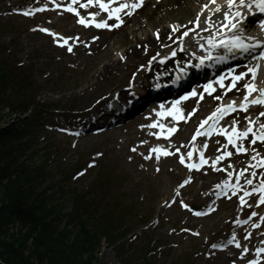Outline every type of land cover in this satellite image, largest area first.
I'll use <instances>...</instances> for the list:
<instances>
[{
  "label": "trees",
  "instance_id": "1",
  "mask_svg": "<svg viewBox=\"0 0 264 264\" xmlns=\"http://www.w3.org/2000/svg\"><path fill=\"white\" fill-rule=\"evenodd\" d=\"M0 61V123L23 115L28 85L21 72ZM26 120L0 131V261L2 264H88L82 255L95 251L101 238H115L111 217L87 216L94 199L71 195L73 211L61 228V206L46 196L43 167L35 164L34 142ZM63 194L60 192L61 197ZM60 206V207H59ZM18 223L16 232L10 225ZM104 223V225L102 224ZM72 227V228H70ZM1 264V263H0Z\"/></svg>",
  "mask_w": 264,
  "mask_h": 264
},
{
  "label": "rangeland",
  "instance_id": "2",
  "mask_svg": "<svg viewBox=\"0 0 264 264\" xmlns=\"http://www.w3.org/2000/svg\"><path fill=\"white\" fill-rule=\"evenodd\" d=\"M137 19L138 21L143 20V16L141 15ZM186 20H182V22ZM44 21L45 18H41L38 21H32L20 17H0V50L3 53L7 51L5 55H11V61L20 64L23 69L26 70L27 74L34 82L33 90H35L39 102L46 104L51 103L58 109L60 108L63 110L66 114L83 111L84 109L91 107L90 102L83 103L80 101L81 91L89 86L86 79L89 80L92 77L94 69L100 67L105 60L101 59L96 66L91 67L89 71L85 72L80 70V68L70 69L67 66L61 65V63H58L60 58H58L57 53L54 54L53 60H50L48 56L42 58L40 54L43 55L45 50L42 48L41 44L43 41H46V38L40 33L39 29H37V24ZM122 49L124 50V48ZM3 58H5V56ZM123 73L126 72H120L118 77L123 76ZM54 112L55 111L49 112L46 116H43L42 122H47L48 124L53 125L56 122V114ZM3 125H5L4 122L0 124V127ZM51 134L56 135L54 138L55 144L65 150L62 155L63 158L61 157L62 160L53 162L49 166V170L54 171L55 183H62L63 175L58 173V170L62 167L60 165L67 163V165L70 164L71 166H74L77 157H79L80 160L86 156V162L89 160V154L91 155L100 152L103 154V158L97 162L98 167L91 170L85 178L81 180L78 179V181H76L78 182L76 183V188L79 190L88 187L92 188L93 183H95V180L98 177L97 174L99 173V170L104 167V170H106L105 173L108 172L111 176H113V174L117 176V186L114 188L115 196H119L126 201L133 200L137 204L145 199V203L140 204L141 211L144 209H155L157 203L163 199H168L171 193V188L173 190L179 179L184 176L182 174L179 178L176 176L175 179L169 181L167 173L170 166H168L161 176L153 178L149 172H146V170L141 171L138 163H128L125 156L127 154V146L122 145V141L124 142L122 137L126 135L125 131H121L117 134L113 133L111 135H104L98 138L86 139L80 143L75 151L71 148L69 143H66L63 136H58L55 133ZM121 180L122 184L120 185ZM197 186L198 185L193 186L190 190H196V192H198ZM108 196L110 199L112 198L111 193H108ZM70 211L69 203L65 202L64 213L68 214ZM141 211L139 207L133 209V212L137 215ZM217 221L218 218L209 221L204 225L212 227ZM153 236H160L167 242V237L163 230L155 232ZM184 256L191 257L192 259H195L196 256H198V254L191 252L189 242L187 244H182L181 248L174 250L170 259L158 257L156 264H178V260ZM103 257L104 258L101 260V257H99L100 264H117V262L120 264L119 259L109 248L105 250ZM110 257L112 258L113 263L110 260L107 261ZM219 262H221L220 259L219 261H216V263ZM195 264H201V261L195 259ZM208 264L212 263L210 262Z\"/></svg>",
  "mask_w": 264,
  "mask_h": 264
},
{
  "label": "bare ground",
  "instance_id": "3",
  "mask_svg": "<svg viewBox=\"0 0 264 264\" xmlns=\"http://www.w3.org/2000/svg\"><path fill=\"white\" fill-rule=\"evenodd\" d=\"M27 1L28 0H0V7L5 8L11 5L16 6ZM209 2L210 0H166V2L162 1L158 6L153 8L150 13L147 12L146 22H138L135 25H131V19H129V22H127L125 17L122 18L124 20L123 26L115 28L111 32H94L91 30V32L99 35V39L92 41L94 44H92V47L89 50L85 49L82 51L81 46L77 47V44H75L77 39L73 38L71 40L73 49H76V59L66 56L63 51L64 49L62 50L61 46L56 47L53 43L54 39L48 37L46 41H43L41 44L42 48L45 50V53L43 55L40 54V56H42V58H44V56H48L50 60H53L54 54L57 53L58 57L60 58L58 63H61V65L64 66L66 65L65 63H72L73 67H83L84 71H87L92 66H96L101 59H104L105 62L100 67H96V69H94L92 77L89 80L86 79L87 83H89V86L80 93L81 102H90V104L101 105L109 101L111 91L117 86V82L119 81L117 80L116 76L118 75V71L120 69L128 70L126 77L121 81L125 82L128 80V76L134 73L138 64L144 63L149 57H153L157 54L160 43L164 42L168 44L169 42H173L175 40V33L171 31V25L179 28V25L177 26L175 24L181 23L182 20H186L190 17L193 18L194 16L196 19L198 14L201 13L202 5ZM225 3L226 0H219L217 4L209 5V9L216 11L215 9L217 5L222 8ZM163 5L166 6V8L163 9ZM116 6H118V4H116ZM65 16L66 17H64L63 20L56 22V24L52 23L53 26L51 24L50 26L52 28H62L63 24L61 23L70 22V18H72V16L66 14ZM76 30V26H73L72 28L68 27L65 33L71 34ZM88 30L90 29H85L84 34L80 36V40L90 37V32ZM156 33L160 34L161 36L159 41L156 40ZM137 46H141V48L138 49ZM122 48H124V50H122ZM172 64L173 60H169L167 62L166 68L172 67ZM151 66L153 71L160 70L158 64L151 63ZM137 73L139 76L140 74H143L144 71H138ZM144 78L146 77L144 76ZM153 80L154 74L149 75L148 82L144 83L142 86L139 85V80H137L131 87V91L138 88L145 89L146 87L152 85L151 82ZM121 95H123V93ZM143 125L145 126L140 128L138 131L140 133L139 137L148 141L153 140L155 144L151 143L152 145L149 147L151 152H153V149L155 148L165 147L170 154H175V150L182 147L181 141H183V139H180L177 136L178 133L169 141L164 140V145H159V142L161 141L160 139H163V137L158 135L157 131L152 126L146 124ZM185 131L186 129L180 132V135H184L183 133H185ZM219 142L222 144L224 143V140L219 138ZM153 155L157 157L156 152H153ZM160 155L163 154H159V156ZM173 157L174 155H164L162 158V164L166 165L173 163ZM216 158L217 157H215L213 161H221H217ZM208 185L209 184L204 185L205 189L202 190V196L204 198H206L208 194H211V191L207 189ZM197 199L202 200V197L197 195Z\"/></svg>",
  "mask_w": 264,
  "mask_h": 264
},
{
  "label": "snow or ice",
  "instance_id": "4",
  "mask_svg": "<svg viewBox=\"0 0 264 264\" xmlns=\"http://www.w3.org/2000/svg\"><path fill=\"white\" fill-rule=\"evenodd\" d=\"M79 2H80V0H71V3L64 5V7H66L68 12L74 13L76 15V17H78V23H80L81 25H84L86 27L87 26H95L96 28H101V29L119 28L124 23V20L121 18V13L125 9H128V8L135 9V8L141 7L143 4V0H136V2L132 3L131 5L129 3L125 2V3H120L119 6L114 7L113 5L116 3V0H86V3H81L80 7L88 8L89 6L98 5V7L101 11H103L104 13H107V19H101V20L96 19V17L99 15V12L88 13V15L91 17V19L89 20V19H86L85 16L81 15L76 7H73V5H76ZM212 2H213V4H215L216 0H212ZM52 3L57 8L62 7L61 4L57 3V0H52ZM226 5H227V10L223 12L224 20L221 21L219 24V27L216 28V35L215 36L209 35L206 38L207 39V45H205L203 43L199 44V47L204 50L206 55H200L197 57V54L195 52H192V56L196 57L199 62L196 64H193L192 61L189 60L187 62L189 67L200 68L206 62L222 61L224 59V57L222 55H219V54H217L215 56L213 55V53L217 49H224V50L228 51L229 53H232V52L248 53L254 47H257L261 44H264V41H256L255 44L247 43L245 41V39L242 37V35L237 34V33H241L243 31L241 28L240 22L244 19L246 11L252 10L255 7V8H258L261 13H264V0H250V2H249V0H226ZM204 8L207 9L208 5L205 4ZM233 9H235L234 12H233ZM39 10L42 11L44 9L42 8ZM215 10L221 11L220 6L217 5ZM26 14L32 15L31 12L26 13ZM128 14L131 15L132 14L131 11H129ZM113 18H114V22L108 23V20L113 19ZM190 23H195L196 27L199 28L200 27L199 17H197V19L195 21H191ZM261 25H262V27H264V21H261ZM220 28H223L225 30H235V31L231 32V34H229V35H224V34H221V32L219 31ZM40 30L45 32V33L52 35L53 37H57V39L55 40V43H57V44H68L69 38H64L61 33H57L55 31H52L49 28H42ZM204 30L207 31L208 29H204ZM174 31H178V28H174ZM189 31H191V30H186L181 34V36L177 37V39L181 41L180 46H179L181 51H184L182 37H187L189 35ZM157 35H158V33H157ZM93 39H99V37L98 36L93 37ZM248 39H252V38L249 37ZM67 50L69 52H71L72 47L69 46ZM171 55L176 56V51H172ZM259 59L264 60V51H262L260 53ZM259 68H260V65H255L253 67L248 68L247 73L241 72L237 75H234L232 78V81H231V87L235 88L236 87L235 82L246 77L248 74H251L252 81H255ZM180 73L182 75H177L176 78L172 80L173 84H177L183 77H186L188 74L187 69L183 68V67L180 68ZM224 79H225L224 76L220 77V87L221 88L225 87ZM156 86L159 87L160 85H156ZM243 87L248 90L247 95L244 97L245 102L241 103L240 105H236L235 101H233L232 103H230L228 105H221V107L217 108L216 111L213 112L212 115L208 118V120H213V125H215V122L217 120H219L221 117H223L225 114H227L228 112L236 111L237 107L242 108L246 112L249 104L264 105V88H258L255 83H245L243 85ZM204 91L209 92V93H211L212 91H215L211 82H209L207 85L204 86ZM253 93H258V95H256L253 99L249 100V97L252 96ZM189 95L190 96H197L199 94L195 90H192L189 93ZM187 98H188L187 96L184 97V99H187ZM199 98L203 99V95H199ZM216 99L220 100L221 97L218 95V96H216ZM165 114L166 115H173L176 120L186 119L185 116L181 115L180 110L178 108H174L171 112H168V113H161V115H165ZM260 116H264V112H260ZM208 120H205L203 123L200 124L201 129H203L205 124L208 123ZM249 123L253 124L254 122L249 119ZM158 126L161 129H164V127H165V125H163V124H160ZM212 130L213 129L210 128L209 132H211ZM176 131H177L176 126H171L168 128V134L169 135H171L172 133H174ZM220 131H222L223 134L228 137V142L230 144L236 145L235 150L237 152H247L248 151L246 148L240 146L238 144V141L241 138H248L249 133H252L253 136L255 137V139L250 140V143L256 144L257 140L264 142V123L260 124V131L258 133L253 132L252 127H247L243 131H240L239 129H236V128H233L231 132L224 130V129H220ZM201 134L202 133L198 130L195 133V135L193 136V140L196 138V136H200ZM160 135H164L163 131H161ZM205 147H207V146L205 145ZM179 151H180V149L177 148L176 152H179ZM253 151H255V149H253ZM153 152L157 153V157H156L157 159H159V154L161 152L165 156L170 154L166 149H162V148H155V149H153ZM225 155L230 157V156H232V152H226V153L222 154L221 156L217 157L216 160L219 161V160L224 159ZM257 155H259V153H257ZM187 156L191 157L192 152H188ZM146 158H149V157H146ZM255 159H256V156H253V160H255ZM261 159L264 160V157H262ZM179 160L182 164L185 163V155L181 154L179 156ZM207 163H208V160L205 159L204 153H203V151H201L199 164L192 163V164H188L187 167L189 169H199L202 165L207 164ZM255 167H264V163L258 162L255 165ZM244 171H247V169H244ZM230 175H231V173H230ZM241 175H243V173H241ZM251 175H252V177H255L257 175V173L253 172ZM245 179H246V183L248 185L253 184L252 178H245ZM189 182L190 181L188 179H186L184 181L185 184H187ZM181 187H183V185H181ZM217 188H220L221 192H224L225 188H230L233 191V193H235L238 189H240V185H239V183H237L235 186H233L226 181L223 186L217 184ZM252 192L261 193V195L259 196V201L261 204H264V179H261L259 181V186L256 188H253ZM250 194L251 193L249 191L245 190L243 195L239 197L240 203L246 204V201L244 200V196H249ZM181 203L183 204V206L185 208L190 207L188 204L184 203L183 201H181ZM197 214H199V213H197ZM251 215L255 216V215H257V213L253 212V213H251ZM232 239H233V241H235V239H236L235 236H233ZM212 246L213 247H221V248L224 247V245H216V244H214ZM236 246L241 248V250L243 252H247V249L243 248L240 243L237 242ZM257 252H258V254L264 253V248L258 249ZM249 264H258V262L255 259H253V260L249 261Z\"/></svg>",
  "mask_w": 264,
  "mask_h": 264
}]
</instances>
